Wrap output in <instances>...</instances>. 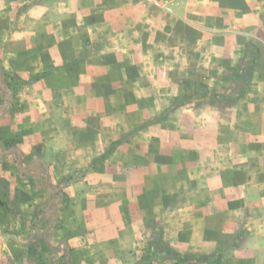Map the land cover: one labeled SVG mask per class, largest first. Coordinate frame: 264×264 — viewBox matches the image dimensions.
I'll return each mask as SVG.
<instances>
[{"label":"crops","instance_id":"1","mask_svg":"<svg viewBox=\"0 0 264 264\" xmlns=\"http://www.w3.org/2000/svg\"><path fill=\"white\" fill-rule=\"evenodd\" d=\"M184 79L213 102L140 128L183 96ZM3 102L0 198L49 189L53 213L62 180L77 190L104 179L111 197L133 193L102 208L108 232L91 238L134 256L116 264L157 237L214 254L189 264H264V0H0Z\"/></svg>","mask_w":264,"mask_h":264},{"label":"rangeland","instance_id":"2","mask_svg":"<svg viewBox=\"0 0 264 264\" xmlns=\"http://www.w3.org/2000/svg\"><path fill=\"white\" fill-rule=\"evenodd\" d=\"M9 110L10 108L4 111L0 123L1 118L3 119ZM31 142L33 141L29 139L27 144ZM38 149L42 157L44 154L42 146ZM33 151L35 152V149L31 150ZM29 155L31 156V153ZM79 175L80 173L72 175L68 179H71V182L77 181L80 179ZM57 186L67 194V199L59 195L53 213L46 210V199L53 194L49 189L39 188L34 192L29 190V195L13 192L11 195L13 201L3 196L0 198L7 212V216L0 223V231L10 235L6 240H0V264H116L118 257L119 260L130 262L134 259L132 253L128 251L119 256L118 253H114L112 247L107 245L100 247L94 239H91L97 235L104 236L108 232L106 224L101 223L97 217L104 212L102 208L128 202V199L133 197L132 192H113L115 195L111 197L104 179L84 183L83 187L86 189L67 188L69 185L65 180ZM89 187L92 190H88ZM163 190L158 188L155 193L158 197L161 195V198H158L160 200L164 198ZM148 196L145 193L140 196L138 202L148 201ZM14 197L28 202L29 206L26 203L25 206H18L14 203L16 200ZM241 228L247 232L243 225ZM159 230L160 228L157 232ZM175 232L171 227V234ZM84 236L90 239L86 249L80 245V240ZM56 250L60 252L57 253ZM223 254L222 252L221 255Z\"/></svg>","mask_w":264,"mask_h":264},{"label":"trees","instance_id":"3","mask_svg":"<svg viewBox=\"0 0 264 264\" xmlns=\"http://www.w3.org/2000/svg\"><path fill=\"white\" fill-rule=\"evenodd\" d=\"M182 84H183V92H184L183 96L180 99H175L168 111L144 123L140 128H144L150 124L159 122L168 112L174 111L175 109H177L186 102L195 99L208 101L210 103L213 102L211 90L202 81L190 82L189 80L184 79L182 81ZM190 90L191 92L188 93V91ZM242 96H243V92L238 94L237 97L240 98ZM226 100L229 101L230 98H227ZM108 153L109 151L106 154ZM96 161H99V159H94L93 163ZM55 193L57 194L58 192L55 191ZM156 254L164 255L168 261L174 264H189L190 262L205 263L210 261L214 257V254H210V255H197V254H189V253L181 254L177 252L175 249L171 248L160 237H157L155 241L147 242L146 252L144 253V255H142L139 260L133 262L132 264H144L146 262H149L150 259H152Z\"/></svg>","mask_w":264,"mask_h":264},{"label":"built area","instance_id":"4","mask_svg":"<svg viewBox=\"0 0 264 264\" xmlns=\"http://www.w3.org/2000/svg\"><path fill=\"white\" fill-rule=\"evenodd\" d=\"M8 110L7 103L3 102V104L0 106V116L3 114L4 111Z\"/></svg>","mask_w":264,"mask_h":264}]
</instances>
